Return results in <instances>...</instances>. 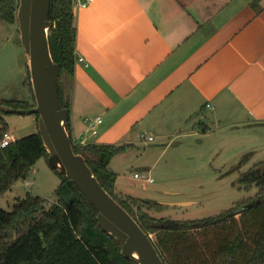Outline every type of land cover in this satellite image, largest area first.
Returning <instances> with one entry per match:
<instances>
[{
	"label": "crops",
	"instance_id": "1",
	"mask_svg": "<svg viewBox=\"0 0 264 264\" xmlns=\"http://www.w3.org/2000/svg\"><path fill=\"white\" fill-rule=\"evenodd\" d=\"M73 13L75 62L60 79L67 129L85 144L124 145L109 162L115 185L116 156L150 171L124 154L180 144L209 125L252 130L254 151L264 147V0H73ZM96 116L93 137L87 120Z\"/></svg>",
	"mask_w": 264,
	"mask_h": 264
},
{
	"label": "trees",
	"instance_id": "2",
	"mask_svg": "<svg viewBox=\"0 0 264 264\" xmlns=\"http://www.w3.org/2000/svg\"><path fill=\"white\" fill-rule=\"evenodd\" d=\"M18 4V0H0V21L17 22ZM49 19V47L54 62L59 65L60 80L62 74H72L75 62L73 0H50ZM29 77L28 73L25 86L32 103L0 100V104L13 108L35 106ZM59 80V97L62 106L69 110ZM9 114L13 113L0 111V195L16 181L25 180L39 158L48 157L38 130L19 138L12 136L9 144L1 145L9 129L5 119ZM72 144L103 188L148 234L164 264H264V167H261L264 162L241 173L240 182L247 187L254 184L255 195L228 210L200 219L154 218L142 207L165 205L134 197L121 199L114 192L117 174L109 162L125 149L124 145H80L73 141ZM55 173L60 182L54 191L55 201L49 207L43 205L39 196L29 193L18 199L10 211L0 207V237L8 229L14 233L8 241L0 242V264H137L124 257L116 239L101 230L96 210L75 184L58 171ZM244 205L247 207L238 210Z\"/></svg>",
	"mask_w": 264,
	"mask_h": 264
},
{
	"label": "rangeland",
	"instance_id": "3",
	"mask_svg": "<svg viewBox=\"0 0 264 264\" xmlns=\"http://www.w3.org/2000/svg\"><path fill=\"white\" fill-rule=\"evenodd\" d=\"M19 38L17 22L6 24L0 21V97L24 98L29 94L25 86L29 73L28 60ZM27 100L32 103V96ZM5 119L7 130L14 138L38 130L35 114H9ZM209 126L206 134L199 131V134L179 138L180 144L173 143L165 148L158 143L152 146L139 143L132 152L124 154L127 158H138V162L146 163L150 171L136 169L131 162L122 164L118 159L123 155L116 156L113 166L120 178L114 192L118 198L188 203L163 208L154 205L142 207L154 218L187 220L218 215L237 202L253 197L257 192L256 186L247 187L240 182V178L242 172L264 160V147L254 151L252 146L256 133L249 130L244 134V130ZM261 134L264 136V133ZM247 155L246 161L241 162ZM134 171L151 178L152 182L135 179ZM59 182V176L48 165L47 159L39 158L25 180L16 181L10 190L0 195V207L10 211L14 203L28 193L39 196L44 201L43 205L49 207L55 201L53 195ZM5 231L7 234L0 237V242L8 241L14 235L9 229Z\"/></svg>",
	"mask_w": 264,
	"mask_h": 264
},
{
	"label": "water",
	"instance_id": "4",
	"mask_svg": "<svg viewBox=\"0 0 264 264\" xmlns=\"http://www.w3.org/2000/svg\"><path fill=\"white\" fill-rule=\"evenodd\" d=\"M16 18L20 43L28 60L35 106L13 108L0 104V111L37 114V128L48 153L47 163L68 177L96 210L101 230L116 239L121 254L137 264H164L148 234L136 220L103 188L84 156L75 153L67 129L69 110L62 106L58 91L59 65L54 62L48 40L51 25L50 0H18ZM180 206L188 203H158ZM247 205L240 209L246 208Z\"/></svg>",
	"mask_w": 264,
	"mask_h": 264
},
{
	"label": "built area",
	"instance_id": "5",
	"mask_svg": "<svg viewBox=\"0 0 264 264\" xmlns=\"http://www.w3.org/2000/svg\"><path fill=\"white\" fill-rule=\"evenodd\" d=\"M93 0H77V4L78 6L81 7H86L87 5H89ZM79 61H82L83 58L79 57L78 58ZM87 65V64H86ZM209 106V105H208ZM102 122V118L100 116H96L92 119H88L87 120V125H88V130H89V134L93 137H95L98 133V125ZM141 139L147 143H151L154 141V137L153 135L149 134L146 131H143L140 135ZM12 141V136L9 132L4 133L3 138L1 139V145H7ZM72 141L76 144H80V145H84L85 143L80 141L78 142L76 139ZM134 178H141V175L138 172H135L133 174ZM143 178V177H142ZM146 182H152V179L149 177H145L143 178Z\"/></svg>",
	"mask_w": 264,
	"mask_h": 264
}]
</instances>
